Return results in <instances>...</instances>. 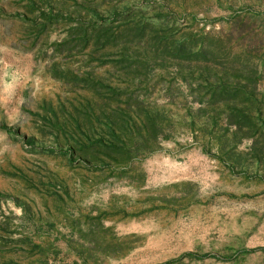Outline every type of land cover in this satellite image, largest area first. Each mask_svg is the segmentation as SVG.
Returning a JSON list of instances; mask_svg holds the SVG:
<instances>
[{"label":"rangeland","instance_id":"obj_1","mask_svg":"<svg viewBox=\"0 0 264 264\" xmlns=\"http://www.w3.org/2000/svg\"><path fill=\"white\" fill-rule=\"evenodd\" d=\"M0 24V264H264V0Z\"/></svg>","mask_w":264,"mask_h":264},{"label":"crops","instance_id":"obj_2","mask_svg":"<svg viewBox=\"0 0 264 264\" xmlns=\"http://www.w3.org/2000/svg\"><path fill=\"white\" fill-rule=\"evenodd\" d=\"M2 46L7 47V26H2L0 24V51H1ZM5 59L6 58L5 57L3 58L0 54V70L3 67L2 64L3 62H5Z\"/></svg>","mask_w":264,"mask_h":264}]
</instances>
